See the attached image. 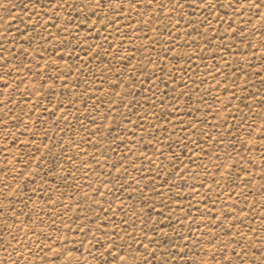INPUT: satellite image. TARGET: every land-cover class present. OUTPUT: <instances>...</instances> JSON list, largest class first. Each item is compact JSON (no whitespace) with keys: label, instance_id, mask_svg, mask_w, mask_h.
I'll use <instances>...</instances> for the list:
<instances>
[{"label":"rangeland","instance_id":"obj_1","mask_svg":"<svg viewBox=\"0 0 264 264\" xmlns=\"http://www.w3.org/2000/svg\"><path fill=\"white\" fill-rule=\"evenodd\" d=\"M0 0V264H264V0Z\"/></svg>","mask_w":264,"mask_h":264},{"label":"snow or ice","instance_id":"obj_2","mask_svg":"<svg viewBox=\"0 0 264 264\" xmlns=\"http://www.w3.org/2000/svg\"><path fill=\"white\" fill-rule=\"evenodd\" d=\"M96 3H97L98 5L103 6V4H102V0H96Z\"/></svg>","mask_w":264,"mask_h":264}]
</instances>
